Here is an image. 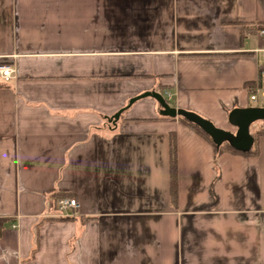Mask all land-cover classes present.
<instances>
[{"label": "crops", "instance_id": "0c3cea01", "mask_svg": "<svg viewBox=\"0 0 264 264\" xmlns=\"http://www.w3.org/2000/svg\"><path fill=\"white\" fill-rule=\"evenodd\" d=\"M263 28L264 0H0V264H264V135L216 156L154 97L127 107L155 90L229 129Z\"/></svg>", "mask_w": 264, "mask_h": 264}, {"label": "water", "instance_id": "95a60500", "mask_svg": "<svg viewBox=\"0 0 264 264\" xmlns=\"http://www.w3.org/2000/svg\"><path fill=\"white\" fill-rule=\"evenodd\" d=\"M147 96H152L159 102V113L161 115L174 118L184 117L186 120L198 125L205 131L216 145L220 146L228 142L231 147L242 152L251 150L254 145L255 138L251 131L252 125L257 121H264V106L236 107L230 111L228 117L229 123L236 127V131H231L217 126L213 121L195 111L172 106L163 94L155 90L146 91L133 97L129 101L127 107L138 99ZM123 110L124 109H121L109 117V120L116 122Z\"/></svg>", "mask_w": 264, "mask_h": 264}, {"label": "trees", "instance_id": "16d2710c", "mask_svg": "<svg viewBox=\"0 0 264 264\" xmlns=\"http://www.w3.org/2000/svg\"><path fill=\"white\" fill-rule=\"evenodd\" d=\"M159 118L162 119H176L174 117H169V116H164L160 115ZM179 119L183 122H185L189 127L193 128L197 132H199L202 136H204L206 139H208L212 145L215 148L216 156L220 155L224 152H231L235 154H240V155H245V156H250V155H256L258 152L257 149V142L260 136L264 135V125L257 129L253 135L255 138V142L251 150L247 152H242L239 150H236L235 148L231 147L228 142H225L221 144L220 146L216 145L211 137L203 131L198 125L186 120L184 117H179ZM170 175H171V197H172V202L176 204L177 202V196H178V186H177V141H176V135L171 134L170 136ZM55 196H71L70 193L67 192H57L53 194Z\"/></svg>", "mask_w": 264, "mask_h": 264}, {"label": "built area", "instance_id": "2783aa9c", "mask_svg": "<svg viewBox=\"0 0 264 264\" xmlns=\"http://www.w3.org/2000/svg\"><path fill=\"white\" fill-rule=\"evenodd\" d=\"M264 35V28L261 30ZM15 69L10 64H0V77L3 81H9L14 77ZM264 80V71L261 73ZM253 90V91H252ZM250 92V101L256 106H264V88L257 87ZM48 206L52 211V216L67 218L78 215L80 204L74 196H53L49 199Z\"/></svg>", "mask_w": 264, "mask_h": 264}, {"label": "rangeland", "instance_id": "374dc122", "mask_svg": "<svg viewBox=\"0 0 264 264\" xmlns=\"http://www.w3.org/2000/svg\"><path fill=\"white\" fill-rule=\"evenodd\" d=\"M178 120L179 117L177 118ZM181 121V120H180ZM183 122V121H182ZM185 123V122H183ZM186 124V123H185ZM264 125V121H257L255 122L252 127H251V131L252 133H254L257 129L261 128L262 126ZM228 130H231V131H236V127H234L233 125L229 124V129Z\"/></svg>", "mask_w": 264, "mask_h": 264}]
</instances>
